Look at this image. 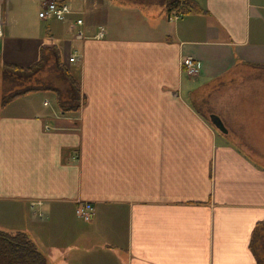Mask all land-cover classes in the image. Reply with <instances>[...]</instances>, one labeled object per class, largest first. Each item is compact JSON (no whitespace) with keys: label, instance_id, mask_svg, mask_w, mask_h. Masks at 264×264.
Here are the masks:
<instances>
[{"label":"crops","instance_id":"crops-1","mask_svg":"<svg viewBox=\"0 0 264 264\" xmlns=\"http://www.w3.org/2000/svg\"><path fill=\"white\" fill-rule=\"evenodd\" d=\"M44 1L0 0V64L27 67L54 44L84 103L60 121L26 103L35 93L1 109L0 231L24 232L49 264H257L264 0H194L204 12L177 20L156 0H65V21L39 19Z\"/></svg>","mask_w":264,"mask_h":264},{"label":"trees","instance_id":"trees-1","mask_svg":"<svg viewBox=\"0 0 264 264\" xmlns=\"http://www.w3.org/2000/svg\"><path fill=\"white\" fill-rule=\"evenodd\" d=\"M140 1L142 0H138L139 3ZM156 1L163 6L166 16L177 15L181 18L204 12L194 0ZM35 91L51 92L61 113L76 114L84 103L80 89L79 69L66 67L54 44H44L38 59L27 67L10 63L0 64V94L4 96L0 107ZM250 247L257 264H264V230L260 232V226L256 227L253 233ZM0 264L49 263L46 256L36 248L24 232L10 234L0 231Z\"/></svg>","mask_w":264,"mask_h":264},{"label":"built area","instance_id":"built-area-1","mask_svg":"<svg viewBox=\"0 0 264 264\" xmlns=\"http://www.w3.org/2000/svg\"><path fill=\"white\" fill-rule=\"evenodd\" d=\"M72 13V10L69 8L66 2L61 0H46L44 1L38 11V18L42 20H56V21H65L67 17ZM179 17L177 15H171L169 20H177ZM74 24L76 25V34L80 38H86V30L85 24L82 17H77L74 20ZM103 30L99 29L94 38H102ZM76 55H71L68 58L70 63L75 62ZM182 70L190 76H195L199 72V64L193 60L192 58H184L181 61ZM34 203H31V207H33ZM39 204V203H38ZM94 213L93 205L91 202L83 201L78 202L74 208L75 216L82 221L88 222L92 219Z\"/></svg>","mask_w":264,"mask_h":264},{"label":"rangeland","instance_id":"rangeland-1","mask_svg":"<svg viewBox=\"0 0 264 264\" xmlns=\"http://www.w3.org/2000/svg\"><path fill=\"white\" fill-rule=\"evenodd\" d=\"M73 67V66H72ZM224 83H227V82H225L224 81ZM194 86H196V84L197 83H192ZM224 84H220V86H219V90H221V91H223L225 88V86H223ZM210 89L208 88V87H202L201 89H199V91H198V93L200 94V95H208L210 92ZM31 93H35V94H32V100H31V102H26L27 104H29V103H31L30 105L32 106V107H34V108H36V109H40V110H44V111H48V114L51 116V117H53L56 121H60L58 118H55V115L56 116H59V110H58V108H57V104H56V100H55V98H54V96L52 97L51 96V94L50 93H48V94H45V91H35V92H31ZM31 93H29V94H31ZM28 95V94H27ZM20 97H22V96H20ZM20 97H18V98H20ZM3 98H4V96L3 95H1L0 94V103H1V101L3 100ZM18 98H16V99H18ZM15 99V100H16ZM46 99V101H45V105H47V106H42V103H43V101ZM216 100V98L215 97H213L212 98V100ZM192 101V103L193 104H197L196 103V101L194 100V99H192L191 100ZM199 106V105H198ZM202 107L201 108H199L200 110H202V112H203V115L207 118V120L210 122V119H209V114L211 113L210 112V109H209V111H207V109L206 108H204L203 107V105H201ZM1 109H3V107H0V111H1ZM204 109H206V112H205V110ZM222 115V114H221ZM224 116V115H223ZM76 119L73 117L72 119H70V120H68L67 121V123H63V125H70L71 127H73V128H76ZM61 124L58 122V123H56V127L57 126H60ZM258 247V246H257ZM257 250V249H256ZM259 252V251H258ZM264 252V251H263ZM260 253V252H259ZM261 254V253H260ZM264 254V253H263Z\"/></svg>","mask_w":264,"mask_h":264},{"label":"water","instance_id":"water-1","mask_svg":"<svg viewBox=\"0 0 264 264\" xmlns=\"http://www.w3.org/2000/svg\"><path fill=\"white\" fill-rule=\"evenodd\" d=\"M209 118H210V122L214 125V127L219 129L220 131L225 132L224 125L218 116L210 115Z\"/></svg>","mask_w":264,"mask_h":264}]
</instances>
